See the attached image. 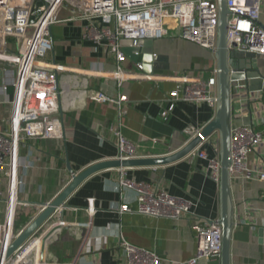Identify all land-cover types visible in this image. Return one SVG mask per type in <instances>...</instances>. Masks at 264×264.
<instances>
[{"label": "crops", "instance_id": "0c3cea01", "mask_svg": "<svg viewBox=\"0 0 264 264\" xmlns=\"http://www.w3.org/2000/svg\"><path fill=\"white\" fill-rule=\"evenodd\" d=\"M69 13L62 10V21L52 27L53 50L46 60L62 63L77 72L59 74V85L65 91L61 98V116L65 129L63 139H34L23 145L21 154L29 164L23 170L25 188L20 199L29 203L18 210L16 226L24 228L71 181L68 162L75 172L118 155L117 138L111 130L119 127L122 134L137 147L139 156H160L183 147L188 125L205 126L216 114V106L207 102L176 101L168 116H162L171 104L170 92L176 88V77L184 74L209 77L217 66L215 53L172 32L158 39H146L138 48L126 47L124 68L136 78L125 80L121 87L113 78L81 74L83 70L115 69L114 55L105 47L83 38L84 23L64 21ZM260 23L264 27V0L261 2ZM138 63L143 68L138 67ZM264 76V56L259 59ZM144 76H151L147 79ZM3 73L0 69V87ZM92 90L108 94L126 93L124 115L116 107L97 103L88 97ZM11 90L0 91V123L12 111ZM233 128L250 125L264 132V88L250 92L233 86ZM6 101V102H5ZM215 146L218 134L212 136ZM215 153L211 144L204 148ZM248 163L264 171V143L252 151ZM122 175L152 183L170 194L194 200L200 218L219 219L221 213L220 183L214 181L207 162L197 155L159 166L111 168L86 179L44 225V232L54 224L63 223L49 239L48 261L74 264H123L121 237L131 243L156 251L176 264L191 259L197 251L193 218L153 217L136 212L138 207L133 190H117ZM7 192V184L0 183ZM235 226L231 239V264H264V180H232ZM128 203L134 211L119 212ZM94 207L95 213L88 211ZM6 215L5 197L0 195V222ZM42 251V242L40 252ZM40 252L38 257H40ZM201 264H221V258Z\"/></svg>", "mask_w": 264, "mask_h": 264}, {"label": "built area", "instance_id": "2783aa9c", "mask_svg": "<svg viewBox=\"0 0 264 264\" xmlns=\"http://www.w3.org/2000/svg\"><path fill=\"white\" fill-rule=\"evenodd\" d=\"M262 0H227L230 10L228 24V50L255 53L264 56V27L260 23ZM62 10L69 13L64 21L79 20L84 23L83 38L95 45L107 48L115 59V69L111 72L94 68L79 72L90 76L113 78L121 87L125 80L136 78L124 68L125 48H138L146 39H158L172 32L181 38L197 43L215 53L219 33L218 0H0V69L3 84L0 91L12 97L10 117L0 123V183L7 184L5 197L6 215L0 222V251L5 250L23 228L16 226L18 210L27 207L28 202L20 199L25 188L23 170L29 164L21 154L23 145L34 139H63L65 129L61 116V98L65 91L59 85V74L77 72L62 63L46 60L53 50L52 27L62 21ZM10 44L15 49H10ZM140 69L143 68L138 63ZM151 79V76H144ZM177 86L170 92L171 104L162 112L167 117L174 109L175 102L182 100L193 103H217V77L214 72L209 77L184 74L174 78ZM233 86L241 89L240 82ZM90 100L107 103L116 107L118 116L125 113L124 105L129 97L126 93L108 94L103 90L88 93ZM6 102V101H5ZM204 126L188 125L184 130L185 146L193 138L201 135ZM111 130L117 138L119 159L139 156L137 147L129 141L119 127ZM264 143V132L250 125L232 129L231 180H264V171H257L248 163L249 155ZM211 144L213 156L204 149ZM197 155L207 162L209 176L220 183L221 161L219 144L215 146L212 136L203 138L189 154ZM117 190H133L136 194L138 213L174 220L188 216L193 218L192 227L196 232L197 251L189 260L176 264H201L222 254V226L219 219L200 218L194 208L197 203L183 196L170 194L152 183L137 181L122 175ZM95 213L94 207L88 208ZM128 203L119 207V212H131ZM41 235L35 234L23 243L11 257L1 264H74L48 261L46 254L35 248ZM124 251L123 264H165L166 259L156 251L138 246L121 237Z\"/></svg>", "mask_w": 264, "mask_h": 264}, {"label": "water", "instance_id": "95a60500", "mask_svg": "<svg viewBox=\"0 0 264 264\" xmlns=\"http://www.w3.org/2000/svg\"><path fill=\"white\" fill-rule=\"evenodd\" d=\"M219 4V33L217 50L216 77H217V103L214 118L207 123L201 135L193 138L188 144L172 153L160 156H142L132 159H107L94 163L80 172H75L68 162V170L72 175L68 185L52 200L43 204L40 213L27 224L14 241L4 250L0 251V264L7 259L29 238L37 234L61 207L66 205V200L90 176L111 168H129L140 166H159L178 161L188 156L202 141L203 138L218 134L219 153L221 161V213L219 223L222 226V254L221 264H231V239L235 226V208L232 198V180L229 171L231 165V139L233 129L232 95L233 82H240L245 89L254 93L264 88V76L259 67L261 56L255 53L228 50V24L230 10L227 0H218ZM143 43V42H142ZM63 223L54 224L46 230L42 237L41 256L44 259L49 239L62 227Z\"/></svg>", "mask_w": 264, "mask_h": 264}, {"label": "bare ground", "instance_id": "6f19581e", "mask_svg": "<svg viewBox=\"0 0 264 264\" xmlns=\"http://www.w3.org/2000/svg\"><path fill=\"white\" fill-rule=\"evenodd\" d=\"M41 239H39L37 242H36V244H35V248H36V250H37V252L39 253L40 252V245H41ZM38 255V254H37Z\"/></svg>", "mask_w": 264, "mask_h": 264}, {"label": "rangeland", "instance_id": "374dc122", "mask_svg": "<svg viewBox=\"0 0 264 264\" xmlns=\"http://www.w3.org/2000/svg\"><path fill=\"white\" fill-rule=\"evenodd\" d=\"M10 49H11V50H12V49L14 50V49H15L14 45L10 44ZM43 232H44V228L41 229V230L37 233V235L39 236V235L43 234Z\"/></svg>", "mask_w": 264, "mask_h": 264}]
</instances>
